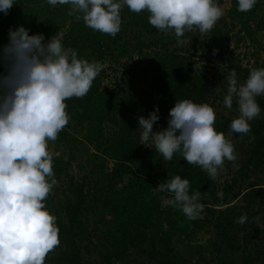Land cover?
Returning a JSON list of instances; mask_svg holds the SVG:
<instances>
[{
	"label": "trees",
	"instance_id": "trees-1",
	"mask_svg": "<svg viewBox=\"0 0 264 264\" xmlns=\"http://www.w3.org/2000/svg\"><path fill=\"white\" fill-rule=\"evenodd\" d=\"M216 2L221 8L223 4L228 6L224 15L207 33L186 32L180 38L186 41L183 45L177 43L174 30L161 32L154 28L147 11L136 13L127 6L121 9V31L115 37L86 26L83 14L72 12L70 5L52 6L47 0H17L8 15L0 12V50L8 43L9 30L22 25L30 29V34H44L46 42L58 34L78 58L103 65L86 96L65 101L70 121L55 141L93 144L96 156H103L112 166L108 169L106 163L101 164L104 176L91 182L70 174L74 156L68 160L54 157L53 170L59 187H53L57 194L49 212L56 217L60 244L58 255H47L45 264H84L82 251L89 250L90 245L99 255V264L121 263L129 258L131 250L161 264H192L175 252L173 239L192 242L210 227L217 230L215 240L195 247L188 245L195 252L196 264H256L252 251L240 243L239 232L264 235V229L256 224L263 202L252 201L264 191H248V206L235 205L223 211L217 207L228 203L232 192L244 186L249 172L264 173V98H256L261 114L249 122L251 132L236 133L230 127L234 118L225 115L217 104L223 100L226 88L221 93H216V88L224 78L228 88L227 78L233 70L243 84L251 71L259 69L235 65L224 42L226 48L233 37L238 44L246 39L257 42L258 36L264 34V0H258L248 12L238 10V0ZM194 52L205 54L203 67L192 60ZM120 67L123 88L116 92L102 80ZM3 72L0 66V73ZM185 99L206 103L215 110L217 132L248 142L249 149L242 152L244 159L235 176L222 191L218 190L216 177H209L199 165H189L179 154L172 161H165L154 145H140L138 117H147L158 105L160 120L154 130L162 131L168 127L170 110L177 101ZM177 175L190 181V195L200 193L203 208L195 219L170 202L173 194L154 190ZM217 193H223L222 198ZM238 197V193L233 195L234 199ZM96 207L101 209L103 221L108 218L109 226L102 236L97 228L88 225ZM242 215L247 219L239 224L236 221ZM236 253H241V261L235 260Z\"/></svg>",
	"mask_w": 264,
	"mask_h": 264
},
{
	"label": "clouds",
	"instance_id": "clouds-1",
	"mask_svg": "<svg viewBox=\"0 0 264 264\" xmlns=\"http://www.w3.org/2000/svg\"><path fill=\"white\" fill-rule=\"evenodd\" d=\"M258 0H238V10L248 12ZM70 5L83 14L86 26L115 37L121 31V9L147 11L149 23L161 32L174 30L177 43L186 32L211 31L224 15L216 0H47ZM17 0H0V12L8 15ZM0 264H45L59 244L56 217L45 201L57 184L54 156L49 141H55L68 125L66 100L86 96L103 69L99 62L78 58L59 35L47 39L18 26L10 29L8 43L0 50ZM224 104L231 109L234 98L239 117L230 125L236 133L251 132L250 121L261 114L258 96H264V68L250 72L239 83L233 70L227 78ZM159 106L147 117L139 116L141 144L154 145L165 161L179 154L189 165H199L215 178L225 160H236L234 145L215 129L216 113L208 104L177 101L169 112L168 127L155 131ZM152 148V147H151ZM171 193L170 201L189 218L198 217L203 205L200 193L190 195V181L177 175L154 189ZM222 198L223 193H217ZM246 215L236 221L246 222Z\"/></svg>",
	"mask_w": 264,
	"mask_h": 264
},
{
	"label": "rangeland",
	"instance_id": "rangeland-1",
	"mask_svg": "<svg viewBox=\"0 0 264 264\" xmlns=\"http://www.w3.org/2000/svg\"><path fill=\"white\" fill-rule=\"evenodd\" d=\"M225 3H228L229 0H225ZM228 7L226 4L222 5V9L226 10ZM134 41H131V45ZM177 48L178 46L175 45ZM174 47V46H172ZM227 47V42H224V49L233 56L235 60V65H242L243 67H259L264 68V34L258 36L257 42H252L249 39H246L244 43L238 44L236 42V38L233 37L230 42L229 48ZM204 57L205 54L201 52H194L193 61L198 63L199 67H203L204 65ZM134 61L138 59L137 54H134ZM111 73L109 78L103 79V84L110 89L115 90L116 92L121 91L123 88L122 79H123V69L120 67L116 73ZM222 74V73H221ZM219 75L216 79V82L222 75ZM225 79L217 83L218 87L216 88V93H221L226 88V93H224L223 100L218 101L217 104L220 105V109L225 115L231 116L232 118L236 119L239 117L240 113L238 111V105L234 98L233 106L231 109L227 108L224 104V97L227 95L228 88L225 84ZM117 80L118 83L115 84ZM264 98V96H262ZM112 126V125H111ZM111 126H109L110 129ZM79 137V136H78ZM235 148V155L236 160L228 161L225 160L222 167L219 168L218 174L216 176V183L219 191H222L225 188L227 182L231 183L233 176H235V170L239 166V162L244 159L242 152L249 149L247 140L241 139H233L230 136H225ZM49 150L52 153H58L60 158L64 160L70 159L72 156L76 158L75 162H73V166L70 170V174L75 176L77 179L82 180L83 178H88V180L96 181L104 176V173L100 171L101 164L106 163V167L108 169L111 168L112 163L109 161L106 162L103 156H96L93 144L86 143L84 141L78 142H68L64 143H57L56 141H49ZM71 153L73 155H71ZM54 156V157H55ZM108 171V170H107ZM242 181V180H241ZM241 182H239L240 184ZM256 185L255 187L249 189L247 187H251L252 185ZM55 187H59L55 185ZM249 189V190H247ZM252 189H261L264 191V173L258 172L256 174L249 172L246 177V181L244 182V186L242 188H236L229 199V202L224 204L220 207H217L219 210H225L227 208L233 207L235 205H239L241 207L248 206V202H246V193ZM240 192V193H239ZM238 193L239 197L234 199L233 195ZM55 194H57V190L55 188L50 193V196L46 199L45 204L48 211H51L52 206L54 203L52 202V198H55ZM252 201L263 202L261 211L256 216V224L261 228L264 229V195L262 193L259 194L258 199H252ZM257 210V205L254 206ZM103 213L100 208L96 207L95 211L90 214L88 225L91 228L98 229V235L102 236L106 233L109 223L108 218L103 221ZM97 235V237H98ZM217 230L214 227L207 228L205 231L201 232L195 240L193 239L192 242L185 240L184 238H180L177 240L176 238L173 239L172 248H174L175 252L183 256L185 259H190L192 264L197 263V257L194 256V251L189 249L190 244L194 247L198 244H206L215 240L217 238ZM96 240V239H95ZM239 241L246 249L252 251V257L255 259L256 264H264V235L258 234L256 236H249L248 232H239ZM85 245V244H84ZM59 246L53 249L49 254L48 257H53L58 255L59 253ZM235 260L241 261V253H236L234 256ZM82 259L84 264H99L100 258L97 251L94 249V246L90 245L89 250L82 251ZM116 264H161L157 263L156 261L152 260L148 255H141L138 254L136 250H131L130 256L128 259L121 263Z\"/></svg>",
	"mask_w": 264,
	"mask_h": 264
}]
</instances>
